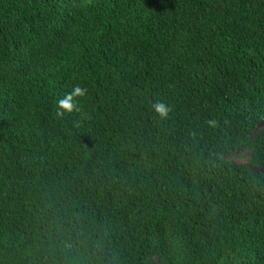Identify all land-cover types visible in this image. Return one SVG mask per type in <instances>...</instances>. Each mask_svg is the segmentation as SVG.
I'll return each mask as SVG.
<instances>
[{
	"label": "trees",
	"instance_id": "16d2710c",
	"mask_svg": "<svg viewBox=\"0 0 264 264\" xmlns=\"http://www.w3.org/2000/svg\"><path fill=\"white\" fill-rule=\"evenodd\" d=\"M0 264H264V0H0Z\"/></svg>",
	"mask_w": 264,
	"mask_h": 264
},
{
	"label": "clouds",
	"instance_id": "9594fccd",
	"mask_svg": "<svg viewBox=\"0 0 264 264\" xmlns=\"http://www.w3.org/2000/svg\"><path fill=\"white\" fill-rule=\"evenodd\" d=\"M88 95V88L76 84L70 92L56 101V116L63 118L66 114H71L73 111H79L80 101ZM152 110L159 116L160 119H168L172 111V107L162 100L152 104ZM211 123V122H210Z\"/></svg>",
	"mask_w": 264,
	"mask_h": 264
},
{
	"label": "rangeland",
	"instance_id": "374dc122",
	"mask_svg": "<svg viewBox=\"0 0 264 264\" xmlns=\"http://www.w3.org/2000/svg\"><path fill=\"white\" fill-rule=\"evenodd\" d=\"M240 155L243 156V159H238L239 161L241 160L242 162H247L248 158L246 156V152L245 151H241Z\"/></svg>",
	"mask_w": 264,
	"mask_h": 264
}]
</instances>
